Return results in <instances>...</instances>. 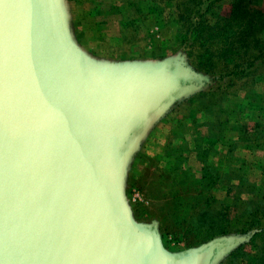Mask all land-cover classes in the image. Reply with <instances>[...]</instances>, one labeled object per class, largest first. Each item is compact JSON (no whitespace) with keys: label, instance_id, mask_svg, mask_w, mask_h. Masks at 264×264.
<instances>
[{"label":"water","instance_id":"water-1","mask_svg":"<svg viewBox=\"0 0 264 264\" xmlns=\"http://www.w3.org/2000/svg\"><path fill=\"white\" fill-rule=\"evenodd\" d=\"M205 80L183 58L88 55L64 0H0V264H220L247 243L254 232L169 253L126 206L130 161Z\"/></svg>","mask_w":264,"mask_h":264},{"label":"rangeland","instance_id":"rangeland-1","mask_svg":"<svg viewBox=\"0 0 264 264\" xmlns=\"http://www.w3.org/2000/svg\"><path fill=\"white\" fill-rule=\"evenodd\" d=\"M176 1L64 0L71 39L88 55L112 63L141 64L183 58L194 71L208 78L202 82V90L175 105L151 130L124 174L125 201L133 223L157 222L162 246L169 253L183 252L219 236L199 245L188 244L201 233L195 227L202 213L211 218H232L248 202L264 196V66L259 64L257 71L262 79L254 83L235 80L232 85H227L229 79L224 84L218 76L196 70L187 50L178 43L184 25L177 20ZM233 2L205 0L201 8L208 10L205 16L211 24L218 16H228ZM259 3L258 10L264 13V0ZM217 87L215 98L227 110L219 120L236 127L224 130L222 135L215 128V117L196 112L195 103L186 104ZM210 122H214V136L221 135L222 139L209 152L202 146L200 152H194L198 149L195 139L207 135ZM168 152L181 157V171L174 174L173 180L161 173L174 159ZM204 167L211 177L203 180ZM170 188L176 195H170ZM259 231L230 232L225 236L254 232L244 246ZM247 254L227 262L229 255L220 264H248L254 251L250 248Z\"/></svg>","mask_w":264,"mask_h":264},{"label":"trees","instance_id":"trees-1","mask_svg":"<svg viewBox=\"0 0 264 264\" xmlns=\"http://www.w3.org/2000/svg\"><path fill=\"white\" fill-rule=\"evenodd\" d=\"M204 1H176L177 14H175L177 20L184 25L178 43L187 50L195 69L213 77L218 76V80L224 84L229 79L231 82L227 85H232L235 80L248 79L254 83L262 79L257 77L259 66H264V13L258 10L259 0H234L229 15L218 16L211 24L205 16L208 10L204 11L201 8ZM218 88L203 92L186 104L195 103L196 112L204 111L207 112L206 114H211L210 117H215V122L217 121L215 128H218V133L222 135L224 130L236 129V127L219 120L227 110L215 98L217 96L215 90ZM213 128L214 122H210L207 135L195 139V147L198 149L193 150L194 152H200L201 146L203 150L209 152L214 143L222 139L221 135L214 136ZM169 155L175 160L170 162L168 170H162L161 173L170 176L169 178L173 180L174 174L181 171V157L173 153ZM206 176L210 178L211 173H208L204 167L202 179H206ZM169 193L172 196L176 195L171 188ZM196 224V231L201 233L196 234L188 244L199 245L215 236H223L230 232L246 233L253 229L260 230L249 244L240 246L236 252H233L227 262L247 256L251 248L254 254L249 255L248 264H264V196L248 202L232 218L226 215L220 219L211 218L204 212L199 216Z\"/></svg>","mask_w":264,"mask_h":264},{"label":"crops","instance_id":"crops-1","mask_svg":"<svg viewBox=\"0 0 264 264\" xmlns=\"http://www.w3.org/2000/svg\"><path fill=\"white\" fill-rule=\"evenodd\" d=\"M157 151H158V153H160L159 150H157ZM157 151H156V152H157Z\"/></svg>","mask_w":264,"mask_h":264},{"label":"built area","instance_id":"built-area-1","mask_svg":"<svg viewBox=\"0 0 264 264\" xmlns=\"http://www.w3.org/2000/svg\"><path fill=\"white\" fill-rule=\"evenodd\" d=\"M135 197H138V196H135Z\"/></svg>","mask_w":264,"mask_h":264}]
</instances>
